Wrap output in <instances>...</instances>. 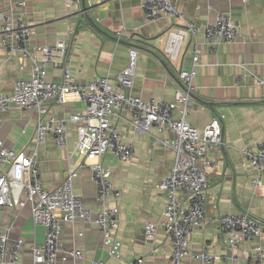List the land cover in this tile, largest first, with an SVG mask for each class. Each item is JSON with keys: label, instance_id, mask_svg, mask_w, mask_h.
Masks as SVG:
<instances>
[{"label": "crops", "instance_id": "0c3cea01", "mask_svg": "<svg viewBox=\"0 0 264 264\" xmlns=\"http://www.w3.org/2000/svg\"><path fill=\"white\" fill-rule=\"evenodd\" d=\"M25 22L31 28L30 45H52L72 31L68 48L69 68L76 81L85 82L107 76L113 81L127 64V51H138L135 78L131 93L142 99L172 101L175 91H184L179 78L180 70L192 67L190 43L185 36L177 48L174 60L165 52L167 32L182 22L174 17H160L146 21L140 9L141 0H76L66 6L64 0H24ZM176 10L202 27L214 21L217 13H228L241 28L231 43H217L215 47L204 43L202 30L195 35L200 55L195 78L196 89L187 106L186 120L201 130L215 114L222 117L223 146L209 153V187L206 191V212L202 225L190 239V249H206L215 255L228 256L215 217L222 213L248 210L264 222V169L260 183H251L253 170L242 166L245 147L256 148L264 135V0H174ZM6 0H0V9ZM85 6L87 13L82 10ZM31 61L18 54L8 53L0 44V94L11 95L16 79H27ZM59 69L49 68L46 78L58 82ZM83 103L69 100L64 104L52 103L49 115L66 118L79 111ZM179 117V110L172 113ZM129 115L123 111L114 118L118 131L126 143L134 147L133 157L126 162L117 161L111 153L103 157V166L110 170L111 180L121 191L117 205L119 227L113 234L118 248L109 255L102 246V236L93 223L75 221L65 225L61 240L67 248L79 249L81 259L57 261V264H88L90 259H101L104 264H171L172 245L166 230L159 228L156 237L146 240L143 226L147 221L161 217L165 199L159 181L174 163V151L164 145V138L172 133L152 128L149 133L132 129ZM37 113L34 110L12 108L0 112V139L14 151L27 153L37 149L39 177L42 185L51 189L63 179L68 161L77 165L81 157L74 151L77 123L67 126V145L59 147L51 135L36 142ZM73 190L85 206L96 211L95 187L88 167L78 168ZM0 229H8L11 239L20 237L24 242L22 254L14 264H34L31 246L41 245L44 229L34 226L30 206L0 210ZM255 243L264 245V238L243 242L235 251L239 258L249 253ZM240 258V259H241ZM181 264H230L228 259L202 263L185 257ZM240 264H255L241 260Z\"/></svg>", "mask_w": 264, "mask_h": 264}, {"label": "built area", "instance_id": "2783aa9c", "mask_svg": "<svg viewBox=\"0 0 264 264\" xmlns=\"http://www.w3.org/2000/svg\"><path fill=\"white\" fill-rule=\"evenodd\" d=\"M247 3L249 0H241ZM76 0H64L71 6ZM140 9L146 21H155L160 17H174L182 24L167 32L165 52L172 60L176 58L177 48L185 36L191 35L190 50L192 67L180 70L179 78L184 91H175L174 99H142L131 93L137 65L138 51L129 48L127 64L110 81L107 76L79 82L72 76L69 68L68 48L73 36L72 31L58 38L52 45L31 46V28L25 22L26 2L24 0H6L0 9V44L8 53L18 54L31 61V73L27 79L13 82L11 95L0 94V112L12 108L34 110L37 113L36 142H43L51 135L59 147L67 145V126L77 123L74 151L82 158L75 165H69L63 179L51 189L45 188L39 177L37 149L30 153L14 151L0 139V210L30 206L34 226L44 229L41 245H32L34 264H57V261L81 259L82 252L77 248H67L61 240L66 224L81 221L93 223L102 236L103 249L109 255L115 254L118 243L113 234L119 227L118 207L110 205L109 200L117 202L121 191L113 185L110 170L103 166L106 153L119 162H126L134 155V147L126 143L115 123L121 112L128 115L132 129L140 133H149L152 128L172 133L171 138L160 141L170 147L175 160L166 176L159 181V189L165 203L161 217L154 222L147 221L143 226V236L152 241L159 228L169 235L172 254L171 264H181L185 257L199 259L202 263H213L216 259H228L230 264H240L241 260H253L255 264H264V245L255 243L248 254L241 259L236 250L243 242H254L264 238V222L253 216L248 210L238 213H222L215 222L222 235L228 256L209 253L205 248L200 252L190 249V239L199 229L206 212V191L209 187L208 170L211 167L209 153L222 147V117L215 114L201 130L186 120L187 106L196 89L195 78L199 62L200 48L195 35L201 30L204 43L215 47L217 43H231L239 34L241 24L228 13L219 12L211 23L198 26L194 19L178 12L174 0H141ZM49 68L59 69L58 82L46 78ZM258 84L264 83L255 77ZM78 100L83 107L66 118L49 115L52 103L64 104L69 100ZM179 110V117L172 113ZM242 166L253 170L252 185L260 183L264 169V135L255 149L245 147L242 151ZM88 167L95 187L96 211L87 208L82 198L73 190V180L78 168ZM22 238L11 239L8 229H0V264H14L22 254ZM88 264H104L101 259H90Z\"/></svg>", "mask_w": 264, "mask_h": 264}, {"label": "water", "instance_id": "95a60500", "mask_svg": "<svg viewBox=\"0 0 264 264\" xmlns=\"http://www.w3.org/2000/svg\"><path fill=\"white\" fill-rule=\"evenodd\" d=\"M82 10L84 11V13H85V12L87 13V10H86V8H85L84 5H82Z\"/></svg>", "mask_w": 264, "mask_h": 264}]
</instances>
